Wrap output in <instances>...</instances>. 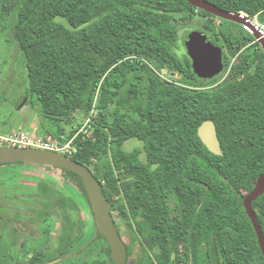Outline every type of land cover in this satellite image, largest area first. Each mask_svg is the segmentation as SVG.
<instances>
[{
	"label": "trees",
	"instance_id": "1",
	"mask_svg": "<svg viewBox=\"0 0 264 264\" xmlns=\"http://www.w3.org/2000/svg\"><path fill=\"white\" fill-rule=\"evenodd\" d=\"M207 1L264 22V0ZM196 16L226 47L207 76L193 71L181 41ZM8 17L25 63L24 103L16 106L34 108L44 140L71 139L69 157L99 181L132 264H264L243 206L264 174V50L256 42L259 50L244 52L221 78L230 57L254 40L248 29L187 0H0V21ZM205 119L216 125L221 155L197 134ZM129 139L142 146L125 149ZM59 170L91 215L79 177ZM61 201L56 256L87 239L82 230L72 237L70 211L79 205L70 195ZM253 206L264 235V193ZM96 235L76 261L56 264H110L108 244ZM21 247L22 261L0 244V264L49 261L45 250Z\"/></svg>",
	"mask_w": 264,
	"mask_h": 264
},
{
	"label": "rangeland",
	"instance_id": "2",
	"mask_svg": "<svg viewBox=\"0 0 264 264\" xmlns=\"http://www.w3.org/2000/svg\"><path fill=\"white\" fill-rule=\"evenodd\" d=\"M11 23L10 17L0 21V130L14 128L15 130L21 129L31 132L33 127H37V133L41 136L38 129V115L34 108L31 105L23 104L20 109L16 106L18 103H24L21 97L24 95L25 87V63L22 52L19 51L12 39ZM200 23V17L196 16L191 25L198 27ZM234 62L235 58L230 57L227 69L221 77L222 79L228 74ZM160 74L165 79H169L164 69L160 71ZM31 99L34 98L29 96L28 100L31 101ZM115 108L114 106L111 107V109ZM79 118L83 119L82 116ZM136 146H142V143L137 139H129L124 143L125 149H132ZM42 171L46 172V176L40 179L42 182L38 186L35 185L36 183H27L26 178L33 176L36 172ZM31 178H33L32 180H36L34 176ZM61 195H70L75 200V203L81 205V207L84 204L83 202H86L81 192L64 182L61 171L56 167L41 164L0 163V244L2 245V251L22 261V243L24 245L23 248L28 251L30 249L33 250V248L44 250L41 238L27 239V236L22 238L21 234H24L23 232H20L21 234L16 237L14 230L17 226H21V223L31 225L30 221H36L38 224L36 230L40 232V230H44L54 222V226L52 225L51 230H49L51 231V236H53L58 229L57 223L61 218V211L56 201ZM87 208L89 207H84L86 211H88ZM84 209L79 207L78 212L74 210L70 211L71 220L75 221L77 227H81L80 229L75 227L72 237L76 234L79 236L82 230L83 234L85 233L83 236L90 239L93 233L96 232V229L92 216ZM112 211L115 212V210ZM115 214L116 212L113 213V217L118 225ZM79 215L82 219L81 222ZM120 228L124 241L129 242L124 228ZM37 231H35V235L38 234ZM11 236L15 237L17 244L12 243ZM83 238L84 240L79 239L75 241L69 258L74 260L79 258V255L75 253L78 251L77 249L82 248V244L87 242V239ZM49 245L50 247L46 249L45 256L51 260L56 256L59 242L54 241Z\"/></svg>",
	"mask_w": 264,
	"mask_h": 264
},
{
	"label": "water",
	"instance_id": "3",
	"mask_svg": "<svg viewBox=\"0 0 264 264\" xmlns=\"http://www.w3.org/2000/svg\"><path fill=\"white\" fill-rule=\"evenodd\" d=\"M187 1L191 5L205 10L214 16L240 23L246 27L256 39H258V43L264 50V37H261L260 33L256 30L248 17L242 13L223 10L207 0ZM181 41L191 60V67L197 75L207 76L218 70L221 65L222 49L210 34L199 29L187 30L182 33ZM197 134L209 151L216 155L222 154L216 125L211 119H205L201 122L197 128ZM0 163L41 164L75 173L82 182L93 214L96 230L105 238L110 248L111 264L126 263V244L118 233L112 217L111 203L102 193L99 181L95 178L89 168L72 160L69 156L63 153L31 147H0ZM263 193L264 174L257 178L254 188L244 197L243 204L254 227L261 252L264 256V236L256 214L252 208V202ZM58 261L59 258L47 261L43 264H54Z\"/></svg>",
	"mask_w": 264,
	"mask_h": 264
},
{
	"label": "flooded vegetation",
	"instance_id": "4",
	"mask_svg": "<svg viewBox=\"0 0 264 264\" xmlns=\"http://www.w3.org/2000/svg\"><path fill=\"white\" fill-rule=\"evenodd\" d=\"M242 13V12H241ZM243 15H245L244 13H242ZM215 23L216 24H218L219 23V20L218 19H216V21H215ZM240 24V23H239ZM246 28V27H245ZM196 29H199V30H202V31H205L206 33H208V34H210L213 38H214V40L216 41V43L218 44V45H220L221 46V49H222V52H221V62H223V54L225 53V51H226V47H224V45L221 43V40H220V36L219 35H216L215 33H212L211 31H209V30H207V29H205L204 27H203V25H200V26H198V27H193V28H191V29H187V30H196ZM247 29V28H246ZM187 30H184V31H187ZM184 31H182V33L184 32ZM251 33V32H250ZM252 34V33H251ZM253 35V34H252ZM254 36V35H253ZM256 42L258 43V39H256L255 37H254V40H252V41H250L249 43H247L246 45H244V46H242L239 50H238V52L234 55V56H232V58H235V62L238 60V58L241 56V55H243L244 54V52H250V50L251 51H253V50H255V51H258L259 50V47L258 46H253V45H255L256 44ZM259 44V43H258ZM260 45V44H259ZM253 47V48H252ZM261 47V46H260ZM262 48V47H261ZM230 60V59H229ZM234 62V63H235ZM233 63V64H234ZM222 64V63H221ZM229 64V63H228ZM232 64V65H233ZM228 66V65H227ZM226 69H227V67H226ZM230 69H231V67H230ZM230 69H229V71H230ZM222 69H220L219 70V72L221 71ZM229 71H228V73H229ZM228 76V74L226 75V76H224V79L226 78ZM223 80V79H222ZM61 175H62V179L64 180V182L65 183H67V184H69V185H71V186H73L77 191H79L80 192V190H78L74 185H73V183L70 181H67V179L65 178L66 176H65V173L64 172H61ZM35 177V179L36 180H32L33 178H31V177ZM33 176H31V177H29V178H26V180L28 181L27 183H29V184H35L36 186H38L41 182H42V180H40L41 178H43L44 176H46V172H36V173H34L33 174ZM259 177V176H258ZM257 177V178H258ZM31 178V179H30ZM256 181H257V179H256ZM255 184H256V182H255ZM255 186V185H254ZM254 188V187H253ZM64 191V190H63ZM59 193V192H58ZM249 192H247V193H245L244 194V197L248 194ZM64 195H61V197H58L57 198V206L58 207H60V204H62V197H63ZM244 199V198H243ZM257 199V198H256ZM255 199V200H256ZM254 200V201H255ZM253 201V202H254ZM253 202H252V208H253V210H254V212H255V209H254V206H253ZM243 206H244V204H243ZM79 207H81V205H79ZM111 207H113L112 206V204H111ZM91 210V209H90ZM246 211V210H245ZM113 213H115V212H113ZM256 214V213H255ZM91 216H92V218H93V214H91ZM116 216V215H115ZM113 219H114V217H113ZM93 222H94V220H93ZM114 222H115V224H117L116 223V221H115V219H114ZM19 223H21V222H19ZM30 223H31V225L30 224H24V223H21V226H17L16 228H15V230H14V235L16 236V237H18V235L19 234H21L20 232H23L24 234H21L22 236V238H24V236H27V239H37V238H41L42 240V244H43V249L46 251V249L47 248H49L50 247V245L49 244H51V243H53L54 241H56V239H57V235H58V232H59V228H61V226L59 227V225H60V221L57 223L58 225H57V227H58V229H57V231H55V234L53 235V236H51V231H48V236L46 237V228L44 229V230H40V232H38L36 229L38 228L37 226H38V224H37V222L36 221H30ZM33 224V225H32ZM52 225L54 226V222L51 224V225H49L50 226V229H48V230H51V228H52ZM56 227V228H57ZM116 227H117V225H116ZM261 227V226H260ZM95 229H96V227H95ZM37 231V235H35L34 233H35V231ZM118 230V229H117ZM96 233H98L97 232V230H96V232L95 233H93V236L92 237H96L97 235H96ZM118 233H119V231H118ZM263 233V232H262ZM42 234V236H40ZM99 234V233H98ZM120 234V233H119ZM121 237H122V239H123V234L121 233ZM264 236V235H263ZM23 240V239H22ZM257 240H258V238H257ZM123 241H124V239H123ZM125 242V241H124ZM16 244H17V241L15 242ZM47 243V244H46ZM129 242H125V244H126V249H127V244H128ZM82 247V246H81ZM108 249H109V259H110V264H111V257H110V248H109V246H108ZM69 254H70V251H68L66 254H64V255H57V256H55L54 257V259H57V258H59V261L58 262H60L61 260H65V259H69ZM76 255H77V253H75ZM29 258V256H27V259ZM51 260H53V259H51ZM50 261V260H49ZM58 262H56V263H58ZM56 263H54V264H56ZM128 263H130V264H132L131 263V261H130V257H128V255H127V253H126V263L125 264H128Z\"/></svg>",
	"mask_w": 264,
	"mask_h": 264
},
{
	"label": "built area",
	"instance_id": "5",
	"mask_svg": "<svg viewBox=\"0 0 264 264\" xmlns=\"http://www.w3.org/2000/svg\"><path fill=\"white\" fill-rule=\"evenodd\" d=\"M256 30L260 33L261 37H264V22H260L257 15L249 17ZM89 122V118L86 119L85 123ZM37 127H33L31 132H26L20 129H13L11 131L5 132L0 130V147H19V148H39L48 149L63 153L70 156L74 151V147L71 144V139L63 144H59L55 141H46L38 133Z\"/></svg>",
	"mask_w": 264,
	"mask_h": 264
},
{
	"label": "crops",
	"instance_id": "6",
	"mask_svg": "<svg viewBox=\"0 0 264 264\" xmlns=\"http://www.w3.org/2000/svg\"><path fill=\"white\" fill-rule=\"evenodd\" d=\"M32 122H34V121H32Z\"/></svg>",
	"mask_w": 264,
	"mask_h": 264
}]
</instances>
